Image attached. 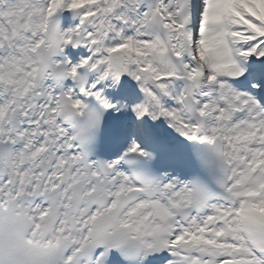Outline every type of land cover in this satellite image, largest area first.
<instances>
[{
    "label": "snow or ice",
    "instance_id": "snow-or-ice-1",
    "mask_svg": "<svg viewBox=\"0 0 264 264\" xmlns=\"http://www.w3.org/2000/svg\"><path fill=\"white\" fill-rule=\"evenodd\" d=\"M0 264H264V0H0Z\"/></svg>",
    "mask_w": 264,
    "mask_h": 264
}]
</instances>
